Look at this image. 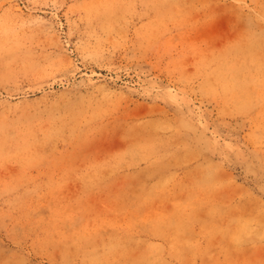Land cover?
<instances>
[{"label": "rangeland", "instance_id": "rangeland-1", "mask_svg": "<svg viewBox=\"0 0 264 264\" xmlns=\"http://www.w3.org/2000/svg\"><path fill=\"white\" fill-rule=\"evenodd\" d=\"M0 264H264V0H0Z\"/></svg>", "mask_w": 264, "mask_h": 264}]
</instances>
